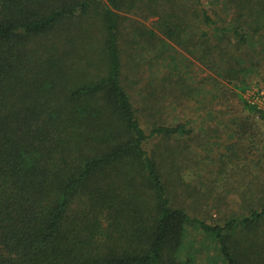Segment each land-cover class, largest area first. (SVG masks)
Wrapping results in <instances>:
<instances>
[{
    "label": "trees",
    "instance_id": "obj_1",
    "mask_svg": "<svg viewBox=\"0 0 264 264\" xmlns=\"http://www.w3.org/2000/svg\"><path fill=\"white\" fill-rule=\"evenodd\" d=\"M209 1L0 0V264H196L192 226L226 264H264V113L244 98L264 88V0ZM174 99L232 118L221 164L250 182L222 218L167 171L202 117L170 123Z\"/></svg>",
    "mask_w": 264,
    "mask_h": 264
},
{
    "label": "rangeland",
    "instance_id": "obj_2",
    "mask_svg": "<svg viewBox=\"0 0 264 264\" xmlns=\"http://www.w3.org/2000/svg\"><path fill=\"white\" fill-rule=\"evenodd\" d=\"M209 3L215 6L218 11L222 13L227 12V7L221 0H210ZM151 21L152 19L148 23ZM171 50L172 54H176L172 48ZM182 54H184V52L182 53L179 51L177 57L182 59ZM197 64L195 63L193 67L194 72L198 73V81L205 83L210 73L207 70L202 71L200 69V64ZM209 95L210 94H205V97H209ZM244 98L249 103L256 105L264 113V88L260 86L259 83L254 81L248 86L244 92ZM178 102L177 99H174L172 102H169V104H165L166 113L163 116L164 119L172 124H178L187 122L190 118H195L197 120L199 116H202L200 118V123L194 122L195 129L200 135H197V138L194 137V141L191 143L190 153L176 162L175 167H171L167 171L177 176V170L179 169L183 172V175H185V179L188 182L192 181V186L201 191L198 193L200 197L197 196L196 199H187L183 194L181 196L180 203L188 202V204L185 205L192 214L198 213L205 217L211 214L213 217L222 218L219 217V215L225 213L227 209L232 210V207L237 203L234 197L227 199L228 193L226 189L234 187L240 188L241 186L246 188L247 185L245 186L243 184L250 182V180L247 181L241 173L242 167L246 165V160L243 157L240 158L241 164L239 165L237 161L227 164L225 168H223L221 164L223 161H227V159L221 157L222 154L227 151V145L234 141L230 138V130L234 127L231 126V117L239 114L240 108L238 109V104H240V101L232 97L230 104L227 106V110L231 111V117L228 112L220 122L208 116V113L202 114L200 108L205 104V100L200 102L194 100L186 102L183 105H180ZM209 107L214 108L207 104L205 105V110L208 111ZM236 108L237 111L234 113L233 109ZM234 167H236L235 170H238L240 173L239 178L236 176L235 179L229 177ZM235 170L232 171L234 175ZM178 191H182V189ZM224 197H226V199H224ZM226 202L227 204H225ZM191 235L196 243V248H200L203 251L197 257L198 260L196 264H226L220 254L218 245L212 240H207L197 227L192 226Z\"/></svg>",
    "mask_w": 264,
    "mask_h": 264
}]
</instances>
